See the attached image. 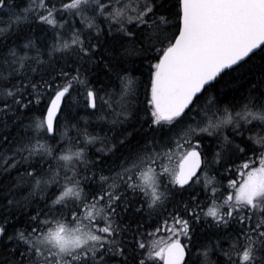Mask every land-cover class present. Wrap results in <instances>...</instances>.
<instances>
[{
  "label": "snow or ice",
  "instance_id": "snow-or-ice-1",
  "mask_svg": "<svg viewBox=\"0 0 264 264\" xmlns=\"http://www.w3.org/2000/svg\"><path fill=\"white\" fill-rule=\"evenodd\" d=\"M0 264H264V0H0Z\"/></svg>",
  "mask_w": 264,
  "mask_h": 264
},
{
  "label": "trees",
  "instance_id": "trees-1",
  "mask_svg": "<svg viewBox=\"0 0 264 264\" xmlns=\"http://www.w3.org/2000/svg\"><path fill=\"white\" fill-rule=\"evenodd\" d=\"M225 92H227L228 91V89L227 88H225V89H223ZM229 98H231L230 96H229ZM141 99H143V97L141 96Z\"/></svg>",
  "mask_w": 264,
  "mask_h": 264
},
{
  "label": "rangeland",
  "instance_id": "rangeland-1",
  "mask_svg": "<svg viewBox=\"0 0 264 264\" xmlns=\"http://www.w3.org/2000/svg\"><path fill=\"white\" fill-rule=\"evenodd\" d=\"M97 147H99V145H97Z\"/></svg>",
  "mask_w": 264,
  "mask_h": 264
}]
</instances>
